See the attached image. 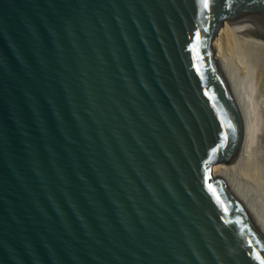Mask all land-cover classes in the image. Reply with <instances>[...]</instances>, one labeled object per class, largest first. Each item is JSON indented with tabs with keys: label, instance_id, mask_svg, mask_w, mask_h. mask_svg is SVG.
<instances>
[{
	"label": "water",
	"instance_id": "1",
	"mask_svg": "<svg viewBox=\"0 0 264 264\" xmlns=\"http://www.w3.org/2000/svg\"><path fill=\"white\" fill-rule=\"evenodd\" d=\"M208 2L0 0V264L264 259L214 172L244 139L216 38L264 0Z\"/></svg>",
	"mask_w": 264,
	"mask_h": 264
},
{
	"label": "bare ground",
	"instance_id": "2",
	"mask_svg": "<svg viewBox=\"0 0 264 264\" xmlns=\"http://www.w3.org/2000/svg\"><path fill=\"white\" fill-rule=\"evenodd\" d=\"M215 45L217 55L233 87L240 96L244 119V139L239 159L232 163L216 164L214 172L217 177L228 181L253 220L264 231V220L262 216L259 215L255 209L249 207L246 195L242 192L240 186L234 182L233 178L234 171L253 155H258L260 163H263L264 160V115L259 112V114H256L254 111L256 115H253L249 107L250 102H248L249 100L252 101V98L254 100L253 96L258 92V86L253 79L251 83L245 87L239 73V69L242 67L243 63V56L241 53L245 48L249 49L248 47H251L252 51H255V54L253 52V55H255L254 57H256V59H254L255 62L256 60L258 62L259 58L262 59L264 57V21L257 19L241 23L226 22L216 38ZM244 51L246 52L247 50ZM242 71L241 73H243ZM260 84L264 87V72L260 73ZM247 98L251 99L247 100ZM262 102L264 105V97Z\"/></svg>",
	"mask_w": 264,
	"mask_h": 264
},
{
	"label": "rangeland",
	"instance_id": "3",
	"mask_svg": "<svg viewBox=\"0 0 264 264\" xmlns=\"http://www.w3.org/2000/svg\"><path fill=\"white\" fill-rule=\"evenodd\" d=\"M248 48L249 49L245 48L244 50H247L250 53L247 51L245 52L244 50L241 53L243 56V63L242 67L239 69V73L245 87L248 86L253 79L257 83L258 92L253 96L254 100L253 98H247V100L251 99L253 101H248L250 102L249 107L253 115L255 113H262L264 115V105L262 102L264 97V87L260 84V73L264 72V57L262 59L259 58V63L256 60V63L254 60L256 57L253 55V52L255 54V51H252L251 47ZM241 71L243 73H241ZM250 158L234 171L233 178L234 182L240 186L242 192L246 195L249 207L255 209L264 220V160L263 163H260L258 155H253Z\"/></svg>",
	"mask_w": 264,
	"mask_h": 264
},
{
	"label": "snow or ice",
	"instance_id": "4",
	"mask_svg": "<svg viewBox=\"0 0 264 264\" xmlns=\"http://www.w3.org/2000/svg\"><path fill=\"white\" fill-rule=\"evenodd\" d=\"M202 6L207 9L209 8V2L208 0H201ZM199 31L196 33V38L199 39ZM256 259L260 261V264H264V259H261L259 255L256 256Z\"/></svg>",
	"mask_w": 264,
	"mask_h": 264
}]
</instances>
